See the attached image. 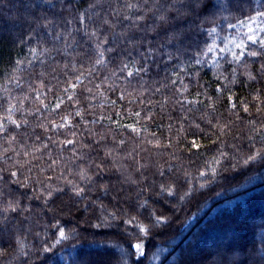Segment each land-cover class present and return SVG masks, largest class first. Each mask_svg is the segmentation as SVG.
Here are the masks:
<instances>
[{
	"label": "trees",
	"instance_id": "obj_1",
	"mask_svg": "<svg viewBox=\"0 0 264 264\" xmlns=\"http://www.w3.org/2000/svg\"><path fill=\"white\" fill-rule=\"evenodd\" d=\"M1 31L0 264H264V0H0Z\"/></svg>",
	"mask_w": 264,
	"mask_h": 264
},
{
	"label": "snow or ice",
	"instance_id": "obj_2",
	"mask_svg": "<svg viewBox=\"0 0 264 264\" xmlns=\"http://www.w3.org/2000/svg\"><path fill=\"white\" fill-rule=\"evenodd\" d=\"M249 31L251 32V31H253V30H252L251 28H249ZM247 38H248V40L252 41L253 43H256V42H257V38H256L255 35H250V36H248ZM259 42H260L261 46L264 47V40H260ZM236 47H238V48H243V43H241V44H237ZM209 51H212V49L210 48ZM221 51H223V49H221ZM243 54H244L243 51H241L239 55H237V53L233 52V53H232V56H233L234 59H237V60H238V59H239V56H240V55H243ZM248 54H249V55H257V53H255V52H250V53H248ZM128 75H129V76H132L133 73H132V72H128ZM73 87H75V85H73ZM59 106H60V105H59V103H58V104L56 105V107L59 108ZM12 110H13L12 108H8V109H7V111H8L9 113H11ZM245 110H246V109H245ZM7 119L11 120V122H12L13 124H15L17 127L20 126L19 124H17V122H16L15 120H12V118H11L10 115L7 117ZM65 122L68 123L67 121H65ZM59 127H64V124H60ZM4 129H5V124H4L3 120H0V130H4ZM133 130L135 131V129H133ZM65 143H66V144H73L74 142H73L72 140H67ZM192 147L199 148L200 146H199L198 144H196L195 141H193ZM204 174H205V173H201V175H204ZM13 175H15V173H13ZM169 193H170V189H169ZM64 235H65V234H64L63 232H60V236H61L62 238L64 237ZM135 247L137 248V250H139L141 246H140V245H136Z\"/></svg>",
	"mask_w": 264,
	"mask_h": 264
},
{
	"label": "rangeland",
	"instance_id": "obj_3",
	"mask_svg": "<svg viewBox=\"0 0 264 264\" xmlns=\"http://www.w3.org/2000/svg\"><path fill=\"white\" fill-rule=\"evenodd\" d=\"M2 33H3V32L1 31V32H0V35H2ZM3 34H5V33H3ZM14 37H15V36H14ZM180 203H181V201H179V204H180ZM140 250H141V249H139V251H140Z\"/></svg>",
	"mask_w": 264,
	"mask_h": 264
}]
</instances>
